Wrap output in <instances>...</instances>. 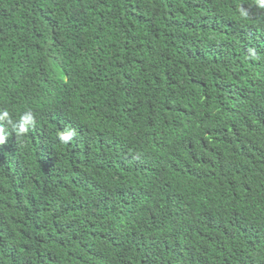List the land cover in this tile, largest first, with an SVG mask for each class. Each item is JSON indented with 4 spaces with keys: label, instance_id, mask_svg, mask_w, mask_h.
Segmentation results:
<instances>
[{
    "label": "trees",
    "instance_id": "obj_1",
    "mask_svg": "<svg viewBox=\"0 0 264 264\" xmlns=\"http://www.w3.org/2000/svg\"><path fill=\"white\" fill-rule=\"evenodd\" d=\"M5 111L0 264H264L255 0H0Z\"/></svg>",
    "mask_w": 264,
    "mask_h": 264
},
{
    "label": "clouds",
    "instance_id": "obj_2",
    "mask_svg": "<svg viewBox=\"0 0 264 264\" xmlns=\"http://www.w3.org/2000/svg\"><path fill=\"white\" fill-rule=\"evenodd\" d=\"M256 3L260 7H264V0H255ZM240 17L246 18L247 12L244 9H240ZM8 112H3L2 115H0V119L7 120L9 124H12V121L8 118ZM34 123V115L31 112V110L26 111L23 115L20 116L18 127L16 124H13L14 130L17 132L18 135H22L26 133L29 129L28 126L32 125ZM76 135V132L74 129H65L63 131L57 132V139L62 144L70 143L74 136ZM7 133L5 132L3 127H0V144H3L6 140Z\"/></svg>",
    "mask_w": 264,
    "mask_h": 264
}]
</instances>
